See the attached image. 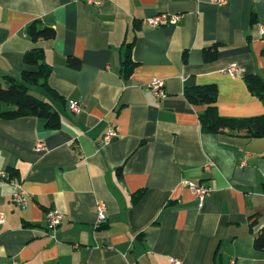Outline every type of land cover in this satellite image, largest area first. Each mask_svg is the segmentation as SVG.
I'll return each mask as SVG.
<instances>
[{
  "label": "crops",
  "instance_id": "crops-1",
  "mask_svg": "<svg viewBox=\"0 0 264 264\" xmlns=\"http://www.w3.org/2000/svg\"><path fill=\"white\" fill-rule=\"evenodd\" d=\"M160 15L166 24L147 23ZM36 20L55 39L34 44L27 29ZM262 26L264 0H0V85L21 81L24 55L39 45L49 86L64 99L33 89L60 114L57 129L36 117L0 119V171L10 179L0 180V264H264L254 247L264 227V137L203 132L206 106L185 97L215 84L220 115L263 116L244 81L264 80ZM154 79L165 80V98L150 91ZM110 129L117 136L105 142ZM11 180L30 195L27 208L14 205ZM184 181L211 188L202 207ZM98 202L106 225H97ZM55 209L63 221L54 232Z\"/></svg>",
  "mask_w": 264,
  "mask_h": 264
},
{
  "label": "trees",
  "instance_id": "trees-1",
  "mask_svg": "<svg viewBox=\"0 0 264 264\" xmlns=\"http://www.w3.org/2000/svg\"><path fill=\"white\" fill-rule=\"evenodd\" d=\"M27 34L34 44L55 39L56 31L52 26L44 24L41 20L34 21L27 29ZM132 46V45H131ZM206 59L214 60L218 57L217 48L205 50ZM25 69L22 72L21 81L10 80L7 86L0 85V119L16 120L24 117H36L44 119L47 126L57 129L61 124L60 114L53 106L33 95L34 88L45 91L53 99H64L49 86V78L52 68L45 62V51L41 46H34L24 55ZM68 66L74 69L81 67V61L70 57ZM135 64L131 55L125 60L122 72L128 76ZM244 81L252 93L264 103V80L255 74L246 75ZM187 101L192 105H204L206 109L200 113L199 120L202 131L205 133L242 135L247 138L264 137V115L249 119H237L220 115L217 101L218 88L215 84L195 86L185 91ZM259 225V215L250 217L251 228ZM254 247L264 252V227L254 237Z\"/></svg>",
  "mask_w": 264,
  "mask_h": 264
},
{
  "label": "built area",
  "instance_id": "built-area-1",
  "mask_svg": "<svg viewBox=\"0 0 264 264\" xmlns=\"http://www.w3.org/2000/svg\"><path fill=\"white\" fill-rule=\"evenodd\" d=\"M228 0H211L212 3L223 5L226 4ZM86 3L94 6H99L102 4V0H86ZM171 20L173 22H177L179 20L178 16H172ZM168 21V17L166 15H160L157 17H153L147 20V23L153 27H159L161 25L166 24ZM261 33L264 35V26L261 27ZM230 73L235 75L237 73V68L234 66L230 69ZM166 82L165 80L161 79H154L151 84L149 85L150 91L152 94L159 99H163L167 96V92L165 89ZM71 109L76 112L80 113L82 111V108L78 102H73L71 104ZM117 136V133L114 129H110L108 133L105 136L104 141L110 142L114 137ZM43 145L40 144L38 146V150H43ZM246 165L245 161H242L240 163V168H243ZM8 179V173L5 171H0V180ZM11 183L13 184L15 191L13 193V203L14 205L19 209H25L28 206L29 197L30 195L27 193V191L23 188V186L14 180H11ZM184 186H186L188 189H190L199 200V205L202 207L205 200L209 198L212 194V190L210 187L203 183H194L189 181L183 182ZM97 211H98V226L106 225L108 223V216H107V210L106 205L103 202H98L97 204ZM48 218V227L50 230H53L54 232L57 230V228L62 224L63 221V214L60 213L58 210H52L47 215ZM5 217L1 216L0 222L4 223ZM174 264H181L179 261L173 260Z\"/></svg>",
  "mask_w": 264,
  "mask_h": 264
},
{
  "label": "rangeland",
  "instance_id": "rangeland-1",
  "mask_svg": "<svg viewBox=\"0 0 264 264\" xmlns=\"http://www.w3.org/2000/svg\"><path fill=\"white\" fill-rule=\"evenodd\" d=\"M31 93H32L33 95L39 97L35 91L33 92V90H32ZM39 98H40V97H39Z\"/></svg>",
  "mask_w": 264,
  "mask_h": 264
}]
</instances>
